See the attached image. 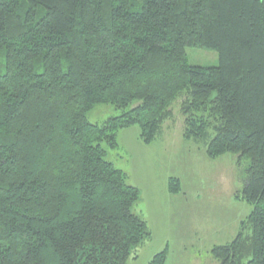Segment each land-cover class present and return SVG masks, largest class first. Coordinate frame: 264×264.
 <instances>
[{
	"label": "trees",
	"instance_id": "16d2710c",
	"mask_svg": "<svg viewBox=\"0 0 264 264\" xmlns=\"http://www.w3.org/2000/svg\"><path fill=\"white\" fill-rule=\"evenodd\" d=\"M187 48L220 65H190ZM183 95L184 139L248 160L253 210L212 254L264 264V0H0V264L135 258L152 233L106 147L133 126L155 142ZM96 104L121 115L92 124Z\"/></svg>",
	"mask_w": 264,
	"mask_h": 264
},
{
	"label": "rangeland",
	"instance_id": "374dc122",
	"mask_svg": "<svg viewBox=\"0 0 264 264\" xmlns=\"http://www.w3.org/2000/svg\"><path fill=\"white\" fill-rule=\"evenodd\" d=\"M186 54L192 66L220 65L213 50L187 48ZM186 101L183 95L173 102L172 119L151 145L139 140L140 129L133 126L119 131L117 148L105 146V159L140 191L133 213L146 219L153 231L151 240L137 249V258L131 257L127 264H149L151 257L167 248L166 264H220L212 249L231 243L253 210L241 199L248 160L236 154L210 159L203 144L184 139ZM120 115L111 104H96L87 119L102 125ZM170 178L180 181L179 193H168Z\"/></svg>",
	"mask_w": 264,
	"mask_h": 264
},
{
	"label": "crops",
	"instance_id": "0c3cea01",
	"mask_svg": "<svg viewBox=\"0 0 264 264\" xmlns=\"http://www.w3.org/2000/svg\"><path fill=\"white\" fill-rule=\"evenodd\" d=\"M140 135V134H139ZM139 140H140V137H139ZM141 141V140H140ZM142 142V141H141ZM156 142V141H155ZM154 143V142H153ZM146 145V144H145ZM151 145V144H150ZM168 193H170L169 191H168ZM171 194V193H170ZM169 194V195H170ZM142 212V211H141ZM143 214V213H142ZM144 219V218H143ZM145 221H146V219H144ZM148 222V221H147ZM149 223V222H148ZM151 231H152V229H151ZM153 232V231H152ZM137 253H139V252H137ZM140 257V254H139V256H138V258ZM153 257H151L150 259H149V262H150V260L152 259Z\"/></svg>",
	"mask_w": 264,
	"mask_h": 264
}]
</instances>
